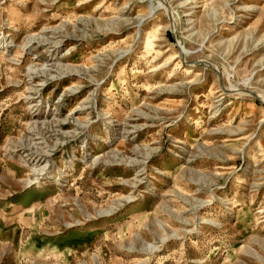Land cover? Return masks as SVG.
<instances>
[{
  "label": "rangeland",
  "instance_id": "obj_1",
  "mask_svg": "<svg viewBox=\"0 0 264 264\" xmlns=\"http://www.w3.org/2000/svg\"><path fill=\"white\" fill-rule=\"evenodd\" d=\"M0 264H264V0H0Z\"/></svg>",
  "mask_w": 264,
  "mask_h": 264
}]
</instances>
